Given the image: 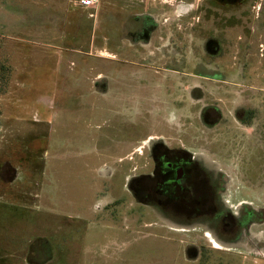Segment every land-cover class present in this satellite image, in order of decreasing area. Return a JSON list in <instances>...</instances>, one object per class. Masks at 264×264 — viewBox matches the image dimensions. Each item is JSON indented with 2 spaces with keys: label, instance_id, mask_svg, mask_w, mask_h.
<instances>
[{
  "label": "rangeland",
  "instance_id": "1",
  "mask_svg": "<svg viewBox=\"0 0 264 264\" xmlns=\"http://www.w3.org/2000/svg\"><path fill=\"white\" fill-rule=\"evenodd\" d=\"M151 2L167 19H176L181 10L214 13L189 19L192 23L200 20L204 28L227 19L224 58L197 57L194 48L187 55L191 57L181 62L171 58L148 66L131 63L132 55L126 57V63L117 65L126 69L127 77L116 89L128 104L131 98L129 113L140 112H133L139 124L133 127L123 114V118H113L112 124H101L99 116L78 109V98L65 99L64 106L61 97L49 98L48 93L62 90L48 81L49 65L33 66L30 78L21 81L25 95L21 110L29 120L36 116L42 122L34 126L21 123L22 129H17L12 123L17 105L13 89L19 74L29 72L35 55L29 59V50L19 53L15 44H25L29 38L45 43V29L31 33L22 26H31L25 15L53 5L46 0H1L0 64L5 63L9 72L1 80L0 69V264H264V0H246L238 7L219 5L215 0ZM64 4L58 0L54 6L59 9ZM13 5L24 13L13 10ZM81 13L78 27L71 22L70 36L78 35L85 44L100 32L94 20ZM198 24L195 31H200ZM54 36L59 43L61 35ZM70 44L64 50L74 57ZM45 56L38 49L37 62H45ZM63 71L85 74L79 65L74 69L70 63H65ZM98 72L99 67L91 64L89 74ZM161 100L168 111L191 112L186 115L197 141L184 138L182 145L207 159L210 168L223 171L227 181L220 197L232 210L241 204L248 206L246 212L251 213L244 217L254 219L253 234L243 238L240 233V240L232 242L238 238L236 231L222 236L220 244L209 226L190 231L194 226H178L134 204L126 179L152 169L147 158L151 140H146L151 130L141 123L146 107L153 110V103ZM208 103H218L225 115L215 129L205 128L195 116V109L198 112ZM242 105L250 113L244 122L234 113ZM181 136H187L185 130ZM122 141L138 150L130 159L123 158L127 147L120 145ZM39 238L48 243L35 246L33 251H39L33 252L30 245ZM189 243L198 244L197 254H186Z\"/></svg>",
  "mask_w": 264,
  "mask_h": 264
},
{
  "label": "flooded vegetation",
  "instance_id": "2",
  "mask_svg": "<svg viewBox=\"0 0 264 264\" xmlns=\"http://www.w3.org/2000/svg\"><path fill=\"white\" fill-rule=\"evenodd\" d=\"M215 1L219 5L238 7L246 0ZM207 13L214 15L210 11L192 9L181 10L176 19H167L165 12H148L126 22L124 31H129L125 36L135 46L139 43L147 46L151 63L171 58L178 62L187 60L191 57L187 55H190L192 48L197 49V57L223 59L228 46V20H220L215 27L208 28H204L199 20L200 31H195L196 21L189 22L195 16L206 18ZM197 98L201 100L203 96ZM243 107L234 108V113L244 122L250 118V113ZM198 117L205 128L215 129L225 115L218 103H208L200 107ZM147 158L152 167L150 172L126 179V190L132 195L134 204L144 206L151 214L165 216L178 226H194L190 231L209 226L213 229L214 240L220 244H223L224 236L229 237L236 231L238 238L232 239V242L240 240V233H244L243 238L253 234L254 219H251V215L244 217L251 213L246 212L248 206L241 204L237 210H232L220 197L227 181L221 169L210 168L207 159L195 152L170 147L164 139L149 143ZM46 243L48 241L44 238L36 239L30 249L33 251L35 246ZM35 251H39V248ZM43 251L49 252V248ZM198 251L196 243H189L186 248L187 255L192 252L197 254Z\"/></svg>",
  "mask_w": 264,
  "mask_h": 264
},
{
  "label": "crops",
  "instance_id": "3",
  "mask_svg": "<svg viewBox=\"0 0 264 264\" xmlns=\"http://www.w3.org/2000/svg\"><path fill=\"white\" fill-rule=\"evenodd\" d=\"M55 1L58 0H46L47 3L51 4L49 6H54ZM69 1L75 2L70 6ZM80 1L81 0H61V3L64 2L65 4L61 5L59 9H56V5L54 7L52 6L51 9L46 8L38 13L32 14L30 12L29 15H25L24 18H27V20H25L26 24L30 19L29 24L31 26L21 24L23 25L22 27L29 30L31 33L39 32V30H37L38 28L45 29L46 41L45 43H41L29 38L24 40L25 44L20 46L15 44L19 53H24V51L29 50V59L34 55L35 56L33 57V62L31 61L33 64L30 65L29 72L27 71L19 74V76L17 75L19 77V82H17L15 76L18 84L13 89L14 93L12 95L13 98H16L15 103L17 104L13 108L15 113L14 117H12L14 128L22 129L21 123H26L28 126L30 124L34 126L33 124L37 123L36 121H39V123L42 122V120L36 116L32 120L24 117V113H22L23 111L21 110V99L25 95L22 93L21 85L22 82H24L22 81L23 79L27 78V76L30 78L29 75L31 73L33 74V66L44 64V66L49 65L50 78L48 81L55 82L53 86L57 91L62 90V93L55 92V94L51 95L48 93L47 96L49 98L61 97L63 106L65 105V99L69 97L78 98V109H87L91 114L95 115L96 118L99 116L101 124H104L105 126L112 124L113 118H123V116H128L129 126L133 127V125L138 124L135 115H138L140 112L133 110L134 114L135 112L137 114L134 115L133 112L129 113V108L132 109V103L130 102L131 98H129L128 104L126 102L127 98L123 99L122 93L116 89L119 88L117 87V84L120 83L123 78L127 77V75H125L126 69H120L117 64L126 63L124 61L129 55H132L135 60L130 62L137 65L149 66L157 64L158 62L151 63L150 59L146 58L148 50L145 44L139 43L135 46L127 39V36L125 35L128 34L126 31L129 30L124 31V27L129 19L136 18V16H143L148 12H159L160 9L152 4L151 0H99V4L94 9L80 5ZM123 3L127 4L125 8L121 6ZM13 10L24 13L23 9L20 10V7L15 5H13ZM81 12H83L88 19L94 20L96 30L100 32V34L95 36L94 39L90 37L85 44L80 43L81 39L78 35L70 36V30L73 26L71 22H76L75 27H78V23H81L83 20ZM77 13H79V16L75 17V14ZM71 17H75V19H71ZM34 28H36V30H34ZM8 29L10 30L9 26ZM13 31L18 34L15 27ZM7 32L11 33L8 30ZM19 33L23 34L22 30ZM58 33L61 35L57 39L59 40V43H55L54 35H57ZM21 38L22 37L18 38V41L21 42L23 40V38ZM1 44L3 45V43H1L0 25V49ZM69 44L73 46L72 52L74 57H72L71 53L65 52L64 50V46ZM36 46H40V48H37ZM34 48L36 49L35 53ZM38 49H42L45 52L46 60L43 63L37 62L36 56ZM31 52L33 53L32 55H30ZM91 56L93 59H90ZM75 59L78 61V64L75 62ZM65 63H70L74 69L79 65V68L84 69L85 74L80 73V75H76L74 71L71 72L73 75L66 74V72L63 71ZM54 64L56 65L55 67ZM91 64L99 67L98 73L89 74ZM2 65L6 66L5 63H2ZM75 83H77V85ZM8 93L10 96L11 91L9 90ZM47 102L50 103V101ZM153 104L155 106L153 110L146 107L147 111H144L146 112V115L141 123L143 128L150 127L149 130H151V133H149L146 140L150 139L151 142H153L158 139H164L170 147H180L188 150L189 148H185L181 141H183L184 138L189 141L197 139L196 134L192 135L193 127L190 125V116H187L190 115L191 112H185L186 115L184 113L182 114V112L175 113V111H168V109H166L167 103H163L162 100ZM195 112V116L196 114H199V111L197 112L196 109ZM108 114L110 115L109 117ZM127 122L128 120H125L126 124ZM181 130H185L187 136L182 137ZM120 145L127 147L123 158L129 156L130 159L131 155L138 151L137 148H131L136 146H132L130 142L122 141L120 142ZM139 147H141V145H139Z\"/></svg>",
  "mask_w": 264,
  "mask_h": 264
},
{
  "label": "built area",
  "instance_id": "4",
  "mask_svg": "<svg viewBox=\"0 0 264 264\" xmlns=\"http://www.w3.org/2000/svg\"><path fill=\"white\" fill-rule=\"evenodd\" d=\"M99 4V0H81L80 5L88 8H96V6Z\"/></svg>",
  "mask_w": 264,
  "mask_h": 264
},
{
  "label": "trees",
  "instance_id": "5",
  "mask_svg": "<svg viewBox=\"0 0 264 264\" xmlns=\"http://www.w3.org/2000/svg\"><path fill=\"white\" fill-rule=\"evenodd\" d=\"M223 0H218V2H222ZM239 3V2H238ZM1 80H5L6 78H5V76L8 74V72H9V69H8V67H6L5 65H2L1 64Z\"/></svg>",
  "mask_w": 264,
  "mask_h": 264
}]
</instances>
